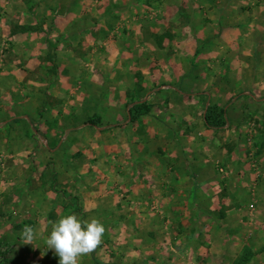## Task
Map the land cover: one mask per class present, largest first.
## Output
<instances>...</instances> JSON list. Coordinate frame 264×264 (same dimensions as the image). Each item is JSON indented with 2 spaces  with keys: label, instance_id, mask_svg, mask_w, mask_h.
<instances>
[{
  "label": "rangeland",
  "instance_id": "rangeland-1",
  "mask_svg": "<svg viewBox=\"0 0 264 264\" xmlns=\"http://www.w3.org/2000/svg\"><path fill=\"white\" fill-rule=\"evenodd\" d=\"M132 1L0 0V72L6 70L9 63L14 61H20L19 66L23 67L25 61L23 45L16 47L18 44L11 38L15 35V31L39 32L38 36L43 39L44 45L53 46L48 48L49 51L44 48L42 54L39 48L37 49L40 51H33L42 63L45 62L43 66L50 65L47 71L43 69V72H38L37 80H49L51 77L56 80L53 71L59 65L65 70L63 73L65 82L75 79L80 83L84 82L85 86L91 81L95 82L93 84L105 82L106 85L90 90L89 98L91 97L94 102L107 103L110 98L116 101L122 98L128 101L127 105L130 106L133 117L139 116V110L140 113L150 112L151 105L135 103L137 97L130 99L133 97L132 92L136 91L137 94L139 80L148 74L141 73L139 79V70L143 71L144 68L148 70L152 64L161 67L159 61L165 60V57L157 53L158 48L155 49L154 46L158 41L156 44L162 49L160 45L164 37H160L158 33L154 36L150 34L152 27L167 28L153 21L155 17L160 18L157 10L163 11L165 0ZM24 7L28 12L27 17L32 21L35 20V24L20 22ZM63 13L81 18L77 26H74L81 31L79 33L74 31L75 35L68 39L62 33L63 28L67 26H56L53 22L58 14ZM127 20L130 22L126 23ZM170 26H172L171 30L177 27L172 24ZM105 27L107 29L104 33L108 34L102 35V29ZM178 29L180 28L177 27L176 30ZM127 33H131L132 36ZM110 34L112 37L107 38ZM40 41L37 40L38 43H41ZM184 43L182 40L176 45L184 47ZM111 67L114 69L110 70ZM0 80V99L10 93L15 100L12 104H6V107H0V121H3L0 122V264H58V256L53 250L45 248V239L54 222L70 214L72 210L77 211L78 216H76L81 221L97 220L104 227V234L97 251L79 257L78 264H152V259L167 257L168 252L178 255L184 245L191 246L190 256L203 262L194 264H212V260L219 258L220 253L211 252L206 248L203 249H206L204 253L198 254L196 244H210L218 248H220L218 244L221 247L227 244L228 256L223 264H264V198L261 199L264 195L253 193L255 189L261 191L260 182L264 181L259 164L261 161L257 159L261 157L264 149V134L255 131L260 127H258L259 121H235L236 127L229 124L221 129L222 137L229 135L228 132L235 128H242L243 131L247 128L251 130L247 132L249 137H240L245 142L242 155L247 158L249 156L250 166L245 163L244 168L238 165L234 170L239 178L242 174L245 176L244 178L248 180L247 184L252 183L235 184L232 179L229 182L226 167L221 163L218 164V171L222 173L220 179L222 182L217 185L216 190L226 203L224 205L220 203L224 208H221L222 211L218 212V215L213 216L214 218L212 216L206 218L208 229H212L208 236L205 232L197 231V223L205 220L199 217L187 218V222L191 221L188 227H184L181 217L175 219L165 217L163 221L170 222L169 228L157 224L159 229L156 231L152 230L150 225H145L147 227L139 233V217L135 216L139 214V195L135 198L136 193L133 191L137 187L123 181L117 166L115 173H112L111 170L114 168L110 167L111 162L105 153L89 155V163L93 164V167L96 165V168L87 167L84 170V165L88 164L87 153L81 150L73 154L74 162L77 161L79 164L78 166L76 163V168L67 164L68 153L65 152L68 148H65L67 150H63V153L36 151L37 146L29 153L18 152L25 146L23 138L25 132L32 131V144L36 143L40 146L48 140L45 133L55 129L56 122L50 121L48 128L43 124L42 119L47 116L45 103H52L53 98L48 96L46 91L34 89L31 90L30 96L28 90H25V96L21 97V100L18 93L22 89L13 90L9 82L10 90L8 82L4 85L5 82ZM81 91L87 95L83 89ZM36 92L45 94L46 98L43 99L42 94L41 99L44 102L43 106L41 103L34 105L31 100L29 105L23 100L32 97ZM237 96H242L240 91ZM263 107V104H244L233 112L240 115L242 111L254 114V112H262ZM81 108L85 110V114H88L86 105ZM208 108H211L222 120L226 118L224 106L210 104ZM29 117L38 120L30 121ZM86 121L99 124L92 117ZM112 121L114 120L105 116L103 124L113 123ZM116 139L119 141L120 137ZM134 139L139 140L137 137H133V140L130 137L128 142L131 141L132 144L135 142ZM250 142H253L252 147L255 151H252ZM161 143V140L147 138L143 145L152 148ZM132 148H136V145H132ZM78 170L80 181L78 180L79 184H75L70 175L76 174ZM249 173L254 174V177L249 176ZM176 194L179 200L175 202L183 200L179 193ZM174 196L176 198V195ZM123 203L131 210L128 211L125 206L123 207ZM46 212L48 214L43 216L42 214ZM61 212L64 215H61ZM25 227H31L36 233L32 243H25L22 238ZM152 231H156V234L151 235ZM210 238L214 242L209 241ZM158 244L161 245L157 246ZM250 244L255 245L251 248ZM170 245H173L174 250L168 248ZM243 245L246 247L239 253V248ZM45 251L47 254L42 255ZM209 260L211 263L208 262ZM221 262L223 261L219 260L213 264H221ZM163 264L173 263L165 260Z\"/></svg>",
  "mask_w": 264,
  "mask_h": 264
},
{
  "label": "crops",
  "instance_id": "crops-1",
  "mask_svg": "<svg viewBox=\"0 0 264 264\" xmlns=\"http://www.w3.org/2000/svg\"><path fill=\"white\" fill-rule=\"evenodd\" d=\"M163 3V11L157 10L160 18L155 17L153 21L167 28L152 27L150 34L154 36L158 33L160 37H164L160 45L162 49L156 44L158 41L154 46L165 60L159 61L161 67L152 64L148 68L149 71L144 70L145 68L143 71L139 70V79L141 73L148 74L139 80L137 94L136 91L132 92L133 97L130 99L137 97L135 103L151 105L150 112L147 110V113H140L139 110V116L133 117L130 106L127 105L128 101L122 98L117 101L110 98L107 103L94 102L91 97L89 98L90 90L106 85L105 82L93 84L95 82L91 81L89 84L86 83V86L84 82L80 83L75 79L65 82L63 77L65 70L59 65L53 71L56 80H53V77L49 80H37L38 72H43V69L47 71L50 65L43 66L45 62L42 63L33 51L41 50L42 54L44 48L49 51L48 48L53 46L44 45L43 39L38 36L39 32L15 31L11 38L18 44L16 47L23 45L25 61L23 67L19 66L20 61L10 62L7 69L0 72V79L5 82L4 85L8 82L9 89V82L13 90L22 89L18 93L20 98L25 96V90H28L30 96L31 90L34 89L46 91L47 95L53 98L52 103H45L47 116L42 119L48 128L50 121L56 122L55 129L45 133L48 140L40 146L32 144V131L25 132L23 136L25 146L18 152L29 153L37 146L36 151L63 153V150L68 148L65 152L68 153L67 164L76 168L78 162H74L73 154L81 150L87 153L88 164L84 165V170L87 167L96 168V165L93 167V164L89 163V155L105 153L111 162L110 167L114 168L111 170L112 173H115L117 166L123 181L137 187L133 191L136 193L135 198L139 195V216L133 213L139 217V233L148 225L156 231L159 229L157 224L169 228L170 222L163 221L165 217L183 218L184 227L191 223L187 222V218L199 217L205 220L197 223V231L205 232L208 236L212 229H208L206 218L218 215L224 208L220 203L223 205L226 203L216 190L217 185L222 182L218 164L226 167L229 182L230 179L234 180L235 184L248 182L243 174L238 177L234 167L240 165L244 168L245 163L250 166L249 156L247 158L242 155L245 142L240 137H249L247 132L251 130L235 128L228 132L229 135L222 137V127L229 124L236 127L235 121L257 120L260 127L254 129L264 134V107L262 112L254 114L242 111L240 115L233 112L244 104L264 105V0H165ZM107 5L110 7L108 2ZM21 14V23H36L27 17L25 7ZM80 19L72 17L70 13H63L58 14L53 22L56 26H67L63 28L62 33L68 39L75 35L74 31H77L76 33L81 31L78 27L74 28ZM128 22L130 20L126 23ZM170 24L179 27V31L176 30L177 27L171 30ZM106 29V27L102 29V35L108 34L104 33ZM127 34L132 36L131 33ZM110 37L111 34L107 38ZM47 38L50 39L48 36ZM38 39L41 43L37 42ZM182 40L185 42L184 47L177 46L176 43ZM205 42L208 43L204 44ZM59 48L64 50L60 46ZM81 89L87 95L83 94ZM239 91L242 96H237ZM42 94L36 92L32 97L23 100L29 105L31 100L32 104L41 103L43 106ZM12 98L10 93L3 96L0 99V107L15 102ZM45 98L43 94V99ZM210 104L226 108L224 119L227 121L224 126L207 125L206 112ZM85 105L88 114L81 108ZM105 116L114 120L113 123L103 124ZM89 117L95 118L99 124L87 122ZM29 119L38 120L35 117ZM117 137H120L119 141ZM130 137L132 140L133 137L139 140L134 139L135 142L131 144V141L128 142ZM147 138L161 140L162 143L150 148L143 145ZM249 144L252 151H255L252 147L253 142ZM132 145H136V148H132ZM261 154L257 159L261 161L259 164L264 177V149ZM75 173L70 175L71 179L75 184H79V170ZM249 176L254 177V174L249 173ZM246 177L248 179V176ZM56 178L58 179V176ZM257 184L259 185V182ZM260 187L261 191L255 189L253 193L263 196L264 181L260 182ZM176 193H179L183 200L175 202L179 200ZM127 204L123 203V207L129 211L131 208ZM71 213L78 216L76 210H72ZM47 214L48 212L42 215ZM61 215L64 213L61 212ZM156 231H152L151 235L156 234ZM209 241L214 242L211 238ZM159 245L161 244L157 246ZM196 245L198 254L204 253L206 249L220 253L218 259L212 260L213 263L220 260L223 264L228 256L227 244L222 247L218 244L220 248L210 244ZM208 245L210 246L207 247ZM254 245L250 244L249 247L252 248ZM172 246L168 248L173 249ZM245 247L246 245L240 247L239 253ZM204 248L206 249L203 250ZM189 250L191 246L184 245L178 255L168 252L167 257L152 259L151 262L152 264H163L165 260L173 264L202 262L190 256ZM96 251L97 247L94 252Z\"/></svg>",
  "mask_w": 264,
  "mask_h": 264
},
{
  "label": "clouds",
  "instance_id": "clouds-1",
  "mask_svg": "<svg viewBox=\"0 0 264 264\" xmlns=\"http://www.w3.org/2000/svg\"><path fill=\"white\" fill-rule=\"evenodd\" d=\"M104 234L103 225L97 221H81L74 214L60 217L52 225L45 239L46 249L58 256V264H78V258L94 251ZM36 236L31 227H25L22 238L32 243ZM46 251L42 255H46Z\"/></svg>",
  "mask_w": 264,
  "mask_h": 264
},
{
  "label": "trees",
  "instance_id": "trees-1",
  "mask_svg": "<svg viewBox=\"0 0 264 264\" xmlns=\"http://www.w3.org/2000/svg\"><path fill=\"white\" fill-rule=\"evenodd\" d=\"M206 123L209 126H220L226 121L221 119L218 114H216L211 108H208L206 115Z\"/></svg>",
  "mask_w": 264,
  "mask_h": 264
}]
</instances>
